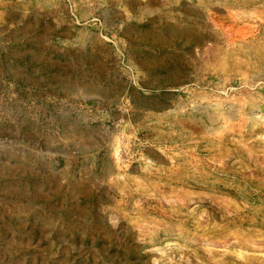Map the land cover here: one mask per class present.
<instances>
[{
	"label": "rangeland",
	"instance_id": "rangeland-1",
	"mask_svg": "<svg viewBox=\"0 0 264 264\" xmlns=\"http://www.w3.org/2000/svg\"><path fill=\"white\" fill-rule=\"evenodd\" d=\"M0 264H264V0H0Z\"/></svg>",
	"mask_w": 264,
	"mask_h": 264
}]
</instances>
